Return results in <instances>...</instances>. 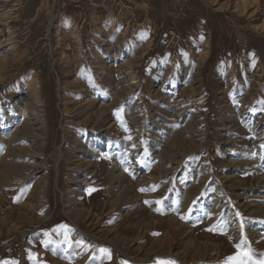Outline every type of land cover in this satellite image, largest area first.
Masks as SVG:
<instances>
[{
	"label": "rangeland",
	"instance_id": "374dc122",
	"mask_svg": "<svg viewBox=\"0 0 264 264\" xmlns=\"http://www.w3.org/2000/svg\"><path fill=\"white\" fill-rule=\"evenodd\" d=\"M7 1L0 264L264 262V0Z\"/></svg>",
	"mask_w": 264,
	"mask_h": 264
},
{
	"label": "bare ground",
	"instance_id": "6f19581e",
	"mask_svg": "<svg viewBox=\"0 0 264 264\" xmlns=\"http://www.w3.org/2000/svg\"><path fill=\"white\" fill-rule=\"evenodd\" d=\"M7 1V0H6ZM3 2L4 0H0V11L1 10V3L3 5ZM8 2V1H7ZM5 5V4H4ZM4 7V6H3ZM51 24V22L49 21V25ZM12 44V43H10ZM33 124V123H32ZM87 156V154H85ZM88 155L90 156H98L100 157L101 155L100 154H96V153H90L88 152ZM179 158L180 157V154L176 153V158ZM177 160V159H176ZM176 162V161H175ZM254 162H251L250 161V164L253 165ZM264 173V172H263ZM227 178H230V177H227ZM256 181V184H258L260 187L264 186V176L263 175H260V176H257V179L255 180ZM257 207V210L253 211V212H256V213H259V214H264V205H256ZM252 212V211H251ZM71 222L73 223L74 226H76L75 222L71 220ZM235 227V226H234ZM234 227H233V232L235 231L234 230ZM231 232V231H230ZM258 235V234H257ZM85 238H87L85 235H83ZM259 236V235H258ZM93 238V237H92ZM97 239V238H96Z\"/></svg>",
	"mask_w": 264,
	"mask_h": 264
},
{
	"label": "crops",
	"instance_id": "0c3cea01",
	"mask_svg": "<svg viewBox=\"0 0 264 264\" xmlns=\"http://www.w3.org/2000/svg\"><path fill=\"white\" fill-rule=\"evenodd\" d=\"M173 199H174V197H173ZM172 204H176V202H172ZM204 211L207 212V210H205V209H204ZM204 211H196V215L198 217L197 221H202L203 220V222H205V220H206L205 216L207 214L206 215H205V213L203 214ZM201 217H204V218H201ZM214 226H216V225L214 224Z\"/></svg>",
	"mask_w": 264,
	"mask_h": 264
},
{
	"label": "snow or ice",
	"instance_id": "6c2138e0",
	"mask_svg": "<svg viewBox=\"0 0 264 264\" xmlns=\"http://www.w3.org/2000/svg\"><path fill=\"white\" fill-rule=\"evenodd\" d=\"M143 191V190H142ZM229 259H232L231 257ZM236 264H248V259H240L236 262ZM261 264H264V262H261Z\"/></svg>",
	"mask_w": 264,
	"mask_h": 264
},
{
	"label": "trees",
	"instance_id": "16d2710c",
	"mask_svg": "<svg viewBox=\"0 0 264 264\" xmlns=\"http://www.w3.org/2000/svg\"><path fill=\"white\" fill-rule=\"evenodd\" d=\"M246 257H249V256H246Z\"/></svg>",
	"mask_w": 264,
	"mask_h": 264
}]
</instances>
